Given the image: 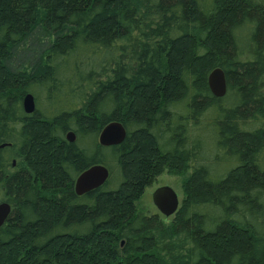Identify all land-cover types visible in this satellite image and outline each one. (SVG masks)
I'll list each match as a JSON object with an SVG mask.
<instances>
[{
	"label": "trees",
	"instance_id": "16d2710c",
	"mask_svg": "<svg viewBox=\"0 0 264 264\" xmlns=\"http://www.w3.org/2000/svg\"><path fill=\"white\" fill-rule=\"evenodd\" d=\"M163 172L183 175L167 222L140 208ZM3 201L0 264H264V0H0Z\"/></svg>",
	"mask_w": 264,
	"mask_h": 264
},
{
	"label": "water",
	"instance_id": "95a60500",
	"mask_svg": "<svg viewBox=\"0 0 264 264\" xmlns=\"http://www.w3.org/2000/svg\"><path fill=\"white\" fill-rule=\"evenodd\" d=\"M207 84L212 95L222 97L226 93V78L223 70L214 68L208 75ZM22 108L25 113L30 114L35 110L34 97L26 93L22 98ZM126 136V130L121 122L111 121L107 123L98 135V144L102 147L120 144ZM66 140L73 142L75 134L68 131ZM14 164V162H13ZM109 171L103 164L96 163L83 170L74 181V192L76 195H83L101 187L108 179ZM152 203L163 216H172L179 207V200L176 193L169 186H161L154 190L151 195ZM11 207L3 201L0 202V226L6 221ZM122 244V243H121Z\"/></svg>",
	"mask_w": 264,
	"mask_h": 264
},
{
	"label": "rangeland",
	"instance_id": "374dc122",
	"mask_svg": "<svg viewBox=\"0 0 264 264\" xmlns=\"http://www.w3.org/2000/svg\"><path fill=\"white\" fill-rule=\"evenodd\" d=\"M200 135H201V139L204 138V141L207 139V141L205 142H206V145L210 148L212 140L211 141L209 140L210 138L207 136V134L204 135V133L203 134L201 133ZM212 146H213V143H212ZM204 155L206 157L208 156L207 158L210 162V167L214 174L220 173L221 170L223 171V170L229 169V168L222 167L224 159L226 158V157L223 158V151L219 150L218 152V151H215L214 148H212L210 154L205 153ZM182 181H183V175H173L167 172L161 173L155 178V180L149 186H147L144 189L142 198L140 200V208H142L143 211H147L150 213L158 212V210L152 203L151 195L156 188L161 187V186H169L170 188H172L173 191L176 193L179 202H181L183 198V192H182V187H181ZM170 217L171 216H167V217L163 216V219L164 221L167 222L168 220H170Z\"/></svg>",
	"mask_w": 264,
	"mask_h": 264
},
{
	"label": "flooded vegetation",
	"instance_id": "af4514ba",
	"mask_svg": "<svg viewBox=\"0 0 264 264\" xmlns=\"http://www.w3.org/2000/svg\"><path fill=\"white\" fill-rule=\"evenodd\" d=\"M73 190H74V184H73ZM75 193V192H74ZM76 195V194H75ZM84 195V194H83ZM76 196H82V195H76ZM180 203V202H179Z\"/></svg>",
	"mask_w": 264,
	"mask_h": 264
}]
</instances>
